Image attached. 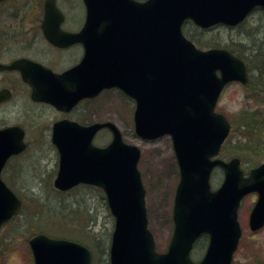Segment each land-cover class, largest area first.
<instances>
[{"label": "water", "instance_id": "obj_1", "mask_svg": "<svg viewBox=\"0 0 264 264\" xmlns=\"http://www.w3.org/2000/svg\"><path fill=\"white\" fill-rule=\"evenodd\" d=\"M88 12L89 70L72 91L33 90L36 98L58 109L93 98L103 89L119 88L134 99V131L142 139L171 138L179 171L172 206L173 233L167 250H154L148 229L145 191L137 163L140 150L123 142L111 122L82 126L54 124L52 140L59 153L54 187L67 191L79 184L100 187L114 218L109 264H230L241 236L237 208L243 196L257 194L248 220L251 231L264 226V162L243 175L237 157H213L231 125L214 111L226 84L248 86L246 67L223 48L198 49L182 33L186 20L206 29L236 26L264 0H83ZM43 34L56 42L61 20L54 0H45ZM106 128L112 135L105 147L92 144ZM8 131L0 132L1 138ZM5 160L24 150L20 140L1 146ZM1 166V163H0ZM223 180L212 191L211 171ZM21 201L0 181V226L17 214ZM208 235L206 252L197 263L189 258L194 241ZM34 264H91L85 246L65 239L32 236Z\"/></svg>", "mask_w": 264, "mask_h": 264}, {"label": "rangeland", "instance_id": "obj_2", "mask_svg": "<svg viewBox=\"0 0 264 264\" xmlns=\"http://www.w3.org/2000/svg\"><path fill=\"white\" fill-rule=\"evenodd\" d=\"M185 32L199 41L200 46L210 47L214 44L228 48L245 63L249 86L230 83L221 93L216 106V110L223 113L231 124L228 137L230 142H226L221 157L229 159L237 154L244 169L264 162L263 12L259 9L254 10L238 27L218 26L201 34L195 26L187 24ZM133 107V102L121 93L109 90L90 103L89 115L91 121L113 122L119 128L123 141L141 150L138 170L145 188L148 228L154 239L155 250L162 253L166 250L172 233L170 214L174 189L178 181V169L168 136L143 140L134 134ZM27 110L32 114L29 108ZM246 114L255 115L258 127L262 126L259 129L263 135L256 146L260 156L250 159L256 162L255 165L248 163L250 160L245 159L247 155L236 153L232 147L236 142L241 145L246 140L240 135L244 131L241 126L242 116ZM42 120L36 123L40 124ZM35 131L31 129L30 135ZM109 141L110 134L103 129L97 134L93 144L104 146ZM36 157L38 156L29 151L24 158L28 163L24 176L30 180V184H35L38 179L51 174V164L41 163L42 166L48 165L47 171L42 167L36 166L35 169L31 167V162L35 161ZM48 179H52V176ZM221 181V171L215 170L210 178L211 190H215ZM48 185L43 183L39 186L12 188L22 200L23 207L18 216L0 229V264H33L27 242L35 233L79 242L91 251L92 264H109L108 247L114 221L103 192L94 187L80 186L61 193ZM255 200L254 194L248 195L238 207L237 220L241 228V238L232 264H264V227L256 232H251L248 228V216ZM205 246L206 240L203 237L195 243L191 251V259L194 262L201 259Z\"/></svg>", "mask_w": 264, "mask_h": 264}, {"label": "flooded vegetation", "instance_id": "obj_3", "mask_svg": "<svg viewBox=\"0 0 264 264\" xmlns=\"http://www.w3.org/2000/svg\"><path fill=\"white\" fill-rule=\"evenodd\" d=\"M54 1L61 16L58 29L55 28L60 33L55 36L56 42L43 34L44 0H0V132L8 131L0 140V152L1 146L9 145L11 140H20L26 146L22 152L0 159V181L9 189L43 183L53 187L59 162L52 140L54 124L93 122L89 108L98 96L84 97L58 109L33 93L39 87L46 91L75 90L89 70L90 35L85 4L82 0ZM38 120L42 122L36 123ZM31 129L36 130L32 135ZM29 151L38 156L31 162L34 169L42 167L47 171L48 165L42 166V162L52 165L51 174L35 184L24 176L28 164L24 158Z\"/></svg>", "mask_w": 264, "mask_h": 264}, {"label": "trees", "instance_id": "obj_4", "mask_svg": "<svg viewBox=\"0 0 264 264\" xmlns=\"http://www.w3.org/2000/svg\"><path fill=\"white\" fill-rule=\"evenodd\" d=\"M186 27H187V25L184 27V32H185ZM185 35H187L189 37V39L193 40L198 46H200L199 41L194 40L190 36V34L185 32ZM204 47H207V46L204 45ZM210 47H221V46H217V45L212 44V45H210ZM226 49H228V48H226ZM242 119H243V124L241 126L244 128V131H242L240 135H241V137H245L246 140L241 145H239L236 142V144H234L232 147L236 151V153L247 155L245 157L246 160H250L253 158H259L260 154L257 152L258 148L256 146L259 143V139L263 135V132L259 129V128H262V126L259 125V127H258L256 119H255V115L251 116L250 114H246V115L242 116ZM234 131H235V129H234ZM228 142H230V140H228ZM243 163H245V162L243 161ZM248 163H250L251 165L256 164V162H253V160H250Z\"/></svg>", "mask_w": 264, "mask_h": 264}]
</instances>
